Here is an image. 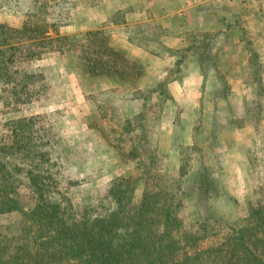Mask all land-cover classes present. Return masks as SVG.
<instances>
[{
	"label": "rangeland",
	"instance_id": "374dc122",
	"mask_svg": "<svg viewBox=\"0 0 264 264\" xmlns=\"http://www.w3.org/2000/svg\"><path fill=\"white\" fill-rule=\"evenodd\" d=\"M19 1V5L0 4V50H4L0 53V135H6L8 120L36 116V133L49 141L44 149L60 159V184L78 213L84 205L102 199L112 179L131 176L136 182L133 203L140 201L147 183L176 193L174 198L167 196L174 202L180 199V206L173 208L174 214L186 227L205 235L202 247L216 245L232 228L245 222L249 204L264 198V30L258 29L254 35L246 26L247 20L235 18L234 12H216L232 26L224 30L225 36L221 35L223 30L170 29L176 38L168 42L170 47L165 43L164 48L154 46L160 59L150 61L144 57L148 68L142 63L140 77L125 82L122 78L110 80L105 75H91L83 65L85 59L93 58V43L98 46L106 36L109 38L107 30L88 38L92 46H86L89 40L85 32L74 37L67 35L68 39L55 38L50 31L52 39L30 41L13 31L29 18L28 1ZM39 1L51 5L57 0ZM100 1L71 0L75 3L71 19L76 4L77 12L84 2L98 9L106 7ZM229 1L227 5L232 6ZM258 1L242 0L246 11L249 5L259 6ZM220 3L215 0L212 8ZM122 16L117 13L116 19ZM148 26V30L145 27L138 34L147 36L155 30L160 41L169 32L156 24ZM75 30L70 27V31ZM200 33L210 36L207 41L214 66L209 65L210 61L200 65L197 51L201 48L185 51L192 42L190 38L194 34L201 36ZM235 35L242 44L230 43ZM254 40L258 43H252ZM182 53L186 58L173 66L177 72L171 74L176 79L168 87L165 85L173 100L166 102L165 94L158 92L149 94L147 100L131 99L134 91L144 94L161 83ZM9 54H13L11 63L4 61ZM91 62L94 72L107 67L94 59ZM105 63L126 69L121 61ZM203 68L207 70L204 77L200 73ZM101 85L106 88L99 90ZM136 122L150 126L153 132H146L149 143L140 141L137 153H143L140 147L155 151L159 161L154 164L160 169L146 172V164L139 156L127 157L143 137L138 125L131 129ZM199 175L215 182L216 190L209 188V197L199 193ZM21 199L24 203L30 201L26 190L21 191ZM21 225L19 211L0 214L1 231L15 236Z\"/></svg>",
	"mask_w": 264,
	"mask_h": 264
},
{
	"label": "trees",
	"instance_id": "16d2710c",
	"mask_svg": "<svg viewBox=\"0 0 264 264\" xmlns=\"http://www.w3.org/2000/svg\"><path fill=\"white\" fill-rule=\"evenodd\" d=\"M26 1L29 18L20 29L13 31L30 41L52 39L48 34L50 31L59 35L61 27L71 21V10L75 7L71 0H57L51 5L39 0ZM12 2L13 5L21 4L19 0H0L2 5ZM32 16L36 18L30 19ZM144 27L147 29L150 26ZM0 29L3 30L1 24ZM140 29H143L141 24L129 28L132 38L145 41L141 43L145 47L151 41L164 48L163 44L157 43L155 30L144 36L138 34ZM100 33V30H89L86 38L89 40ZM200 35L194 34L190 38L192 42L185 51L194 52L201 48L197 51L200 65L205 66V62L210 61L209 65L214 66V56L207 41L210 36ZM88 45L92 46L90 40ZM93 45L95 49H90L94 52L93 58L85 59L86 64H83L87 66V73L122 78L125 82L136 80L142 74V65L111 47L107 36L98 46L97 43ZM3 51L0 50V53ZM186 56L182 53L181 59L175 60L161 83L144 94L134 91L131 99L147 100L149 94L158 92L165 94L166 102L173 100L165 85L168 87L176 79L171 77L173 72H177L173 66ZM93 59L107 67L94 72ZM110 60L123 62L126 69L105 63ZM4 61L11 63L13 54L7 55ZM206 71V68L200 69L203 77ZM1 74L5 75V72ZM14 98L18 100L17 95ZM36 119V116L10 119L6 122L9 126L6 135H0V214L19 211L22 217L17 235L11 236L8 231L0 230V264H264V198L249 204L248 216L241 226L232 228L216 245L204 247L201 243L205 235L186 227L175 216L173 208L180 206V199L174 202L167 196L174 198L176 193L147 183L140 201L133 203L136 182L131 176L112 179L104 197L84 205L78 213L62 190L60 159L53 158L50 151L44 149L49 141L44 140L43 134L36 133ZM137 125L143 137L139 138L127 157L139 156L146 164V172L160 169L158 164H154L158 160L155 151L140 147L143 153H137L140 141L149 143L146 132L153 133L150 126L137 122L131 129L134 130ZM196 181L199 193L207 197L209 188L216 190L211 177L199 175ZM20 190L29 193V202L24 203ZM179 194H183L182 189Z\"/></svg>",
	"mask_w": 264,
	"mask_h": 264
},
{
	"label": "crops",
	"instance_id": "0c3cea01",
	"mask_svg": "<svg viewBox=\"0 0 264 264\" xmlns=\"http://www.w3.org/2000/svg\"><path fill=\"white\" fill-rule=\"evenodd\" d=\"M215 0H101L100 2L106 5V7L98 9V7L91 6V4L82 3V6L77 12V4L75 8V15L69 24L61 27L59 36H71L80 34V32H87L89 30H107L110 35L108 43L114 49L122 51L127 57L137 60L141 65L148 66L144 62V57H147L150 61L160 59L158 51L154 49L157 46L155 42L147 43L146 47L141 43L145 41H139L136 38H132V32L129 28L135 24H141L142 28L146 25H158L161 28L169 29L165 36V39L157 41V43H164L168 45L174 42L175 35L170 32V29L181 30H196L202 32H208L213 30H223L221 35L225 36L227 33L224 30L227 27H232L231 24L226 23L224 15L229 14L235 18L241 16L247 20V28L253 34L256 30H264V0H259V6L253 7L249 5V10L246 11V3L242 0H232V6L227 5V0H221V3L212 8L211 4H214ZM228 2H230L228 0ZM99 3V5L101 4ZM231 4V3H229ZM96 5V4H95ZM89 6V8H87ZM200 6V8H199ZM232 7V9H231ZM123 14L120 20L116 19V14ZM216 12L224 15H217ZM70 27H76L75 31H70ZM237 27V26H236ZM115 29H120L116 33ZM68 35V36H67ZM254 35H257L254 34ZM69 39V37H68ZM264 42V37H261ZM242 44V40L236 35L230 43ZM140 43V44H139ZM252 43H258V40H254ZM231 48H227L229 51ZM234 49V48H233ZM235 52V50H232ZM143 63V64H142ZM146 72V71H145ZM164 74V73H163ZM162 75V74H161ZM106 79L112 80L114 77L105 76ZM102 86V85H101ZM99 87V90H103L106 87ZM113 89L112 85H110ZM171 90L172 86L170 85Z\"/></svg>",
	"mask_w": 264,
	"mask_h": 264
}]
</instances>
